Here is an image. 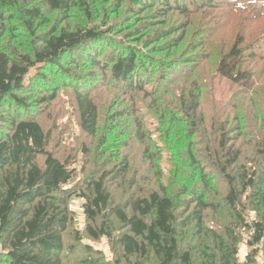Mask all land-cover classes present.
Wrapping results in <instances>:
<instances>
[{"label": "trees", "instance_id": "trees-1", "mask_svg": "<svg viewBox=\"0 0 264 264\" xmlns=\"http://www.w3.org/2000/svg\"><path fill=\"white\" fill-rule=\"evenodd\" d=\"M0 264H264V0H0Z\"/></svg>", "mask_w": 264, "mask_h": 264}, {"label": "rangeland", "instance_id": "rangeland-1", "mask_svg": "<svg viewBox=\"0 0 264 264\" xmlns=\"http://www.w3.org/2000/svg\"><path fill=\"white\" fill-rule=\"evenodd\" d=\"M73 209L78 214V222H76V223L77 224L82 223L84 221V217L82 215L81 202L75 201L73 203ZM91 244L94 245L97 249H101L104 252H106L107 254H109V247H108V243H107L106 238L102 239V241L100 243H91Z\"/></svg>", "mask_w": 264, "mask_h": 264}, {"label": "crops", "instance_id": "crops-1", "mask_svg": "<svg viewBox=\"0 0 264 264\" xmlns=\"http://www.w3.org/2000/svg\"><path fill=\"white\" fill-rule=\"evenodd\" d=\"M246 254H247V250H246V248H245V249H243L242 257L245 258Z\"/></svg>", "mask_w": 264, "mask_h": 264}]
</instances>
